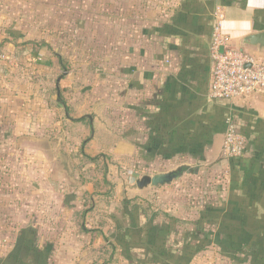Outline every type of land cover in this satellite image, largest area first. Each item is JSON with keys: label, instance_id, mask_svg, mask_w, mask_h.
I'll list each match as a JSON object with an SVG mask.
<instances>
[{"label": "rangeland", "instance_id": "obj_1", "mask_svg": "<svg viewBox=\"0 0 264 264\" xmlns=\"http://www.w3.org/2000/svg\"><path fill=\"white\" fill-rule=\"evenodd\" d=\"M233 1L238 2L0 0V24L5 30L22 34L20 37L26 38L34 50L48 46V78L41 75V81H34V88L45 95L48 104L56 107L55 102L65 100L69 111L78 108L75 118L86 115L93 121L87 130L66 125L65 110L57 106L56 117L41 121L48 127L26 130V136L36 140H23L15 126L0 127V264H89L93 260L89 236L78 233L71 223V207L81 206L88 199L85 191L94 190L87 186L76 192L71 174L61 173L56 161L57 154L64 151L74 165H79L80 151L86 148L89 154L108 153L111 158L108 180L116 190L115 196L106 203L104 196L96 194V209L87 222L95 234L102 230L115 243L116 264H202L203 252L212 246L223 252L234 246V253L239 254L235 256L237 264L250 258L255 264L264 260V219L251 214L255 207L250 203L264 199V184L257 189L236 190L248 182L256 184L252 175H248V182L236 177L232 185V179H227L229 173L224 174L216 162L208 168L203 162H191V168L197 171L194 176L158 186L162 189L158 192L150 187L136 195V180L146 169L150 176L159 171L169 173L180 170L184 160L154 161L141 155L136 162L115 152L119 113L115 78L123 63L121 58L124 68L129 67L127 54L145 27L174 22L185 31L203 33L210 21H216L223 4ZM56 55L62 56V61ZM61 88L71 89V94L66 91L58 96ZM12 130L15 136L9 137ZM247 146L246 142L245 152ZM143 150L146 147L141 148V154ZM150 161H154L152 165ZM89 168L96 171L97 167ZM98 175L101 177V173ZM86 177L90 180V175ZM230 185L235 186L234 191L226 188ZM227 193L224 203L230 202L228 212L222 211L224 204L218 205ZM196 213L201 215V231L191 224L190 218L194 222ZM205 215L225 217V221L211 223L208 219L202 224ZM205 225L216 226L221 231L220 239L203 233ZM228 229L231 237L222 233ZM212 262V258L204 260L206 264Z\"/></svg>", "mask_w": 264, "mask_h": 264}, {"label": "crops", "instance_id": "obj_2", "mask_svg": "<svg viewBox=\"0 0 264 264\" xmlns=\"http://www.w3.org/2000/svg\"><path fill=\"white\" fill-rule=\"evenodd\" d=\"M222 12L224 15L222 32L230 39L231 47L264 59V47L252 46L247 43L251 36L264 32V0H238V2L226 3L222 6ZM175 24L177 23L173 22V25L162 23L154 27H145L143 35L139 36L137 44L127 54V63L130 65L126 69L123 66L124 60L121 58L123 63H121L120 72L115 78L116 112H119L117 114L115 152L117 151L122 157L128 156L136 162H140L141 155L147 160L154 161L159 158L167 161L180 158L184 160L180 164L181 180L189 175L194 176L197 172L196 169L191 168L189 163L203 162L208 168L209 164L216 162L218 166L221 165L223 173H229L227 179L229 182L232 179V185H234L236 177H240V180H247V178L249 179L248 175H252L255 178L254 183L256 184L248 185L247 180V185L236 187L237 191L247 188L257 189L260 184H264L262 178L264 177V92L257 91L249 98L240 100H211L208 92L213 61L210 57L209 45L215 22L210 21L209 30L207 29L203 33L190 32L191 29L185 31ZM153 30L155 31L153 32ZM20 35L22 34L10 33L0 24V54L5 53L9 60V62H3L0 65V127L15 126L16 130L22 132L23 140H36L26 136V130H33L35 127L40 129L48 127L41 124V121L46 122L48 116L56 117V107L58 106L65 110L63 120L66 125L81 126L83 130H87V127L89 128L93 124L91 117L79 115L75 118L73 114L78 108L69 111V104H66L65 100L62 103L55 102L56 107L53 104L50 105L44 99L45 95L40 94L34 88V81L37 82L39 79L41 81V75L47 77L45 67L49 62L51 63L48 46L41 45L34 50L33 46L26 42V38H22ZM56 57L60 61L63 59L59 55ZM41 84L39 83V86ZM66 91L71 94V89L61 88L58 96H64ZM83 118L86 120L76 121ZM229 119L234 123L236 130L245 137L248 146L242 156L228 161L222 156V146ZM57 122L59 123V121ZM2 132L1 128L0 133ZM10 136H15L14 130L11 134L9 133ZM57 142L58 140L54 141V143ZM144 147L146 150H143L144 152L141 154V148ZM258 149L259 151H256ZM86 151L87 148L80 151L82 161L79 165H74L64 151L57 154L56 161L59 164V171L71 174V184L77 185L74 187L76 192L79 188L87 186H91L94 190L93 193L85 191V196L88 199L81 206L71 207V223L78 233L89 236V246L95 254L89 264H116L117 248L115 243L102 230L95 234L88 227L87 222L96 209L94 200L96 194L104 196L103 199L106 203L115 196L116 192L114 191L116 190L108 180L111 158L108 153L92 155ZM84 156L91 158L106 156L109 187L102 183V177L98 179L99 187L84 181L86 177L84 173L93 169L89 168L90 164L85 165L87 160ZM154 161H150L149 165H152L151 163ZM98 172L97 174H100V171ZM146 172L138 176L139 178L137 177L136 195H142L145 191H149L148 188L154 187L152 185L139 187V181L168 171L154 172L153 176ZM257 176L258 178H256ZM232 185L226 186V188L234 191L235 186ZM160 187L153 189L156 188L158 192L162 190ZM217 189L221 191L220 186ZM103 190L105 194H102ZM227 197L228 193L223 202L218 200L220 207L225 205L222 211L229 209V200L227 205L224 203L227 201ZM262 201H264L263 198L250 202L255 207V211L251 214L264 219ZM83 210H89L83 221L84 230L80 228V220L77 215ZM194 217L196 219L194 222L193 217L190 218L192 222H188H191L197 231H201V228L198 227L199 223L201 224V215L196 213ZM229 217L230 214L227 218ZM208 219L211 223L225 221V217L205 215L202 224L208 222ZM261 221L264 223V220ZM102 225L104 226V224ZM217 231L219 233L216 235ZM203 233L212 238L216 237V239H220L221 236V231L214 225H209V227L205 225ZM222 233L229 237L232 236L229 229ZM228 249L227 252H223L215 246L207 248L206 253L203 252L201 263L206 264L204 260L212 258V264H237L235 256H239V254L234 253V246ZM263 262L264 260L260 261V263ZM238 264L255 263H252L250 258Z\"/></svg>", "mask_w": 264, "mask_h": 264}, {"label": "built area", "instance_id": "obj_3", "mask_svg": "<svg viewBox=\"0 0 264 264\" xmlns=\"http://www.w3.org/2000/svg\"><path fill=\"white\" fill-rule=\"evenodd\" d=\"M224 15L217 13L209 45L213 70L208 96L211 100H240L249 98L257 91L264 92V59L246 51L234 49L230 39L222 32ZM9 62L5 53L0 54V65ZM222 156L233 159L244 154L245 137L237 132L229 119L226 124Z\"/></svg>", "mask_w": 264, "mask_h": 264}, {"label": "trees", "instance_id": "obj_4", "mask_svg": "<svg viewBox=\"0 0 264 264\" xmlns=\"http://www.w3.org/2000/svg\"><path fill=\"white\" fill-rule=\"evenodd\" d=\"M62 102L63 101L61 100L60 103H62ZM83 120H86V119L83 118L81 120H76V121H83ZM84 157H85V160H87L85 165L90 164V165H95L97 167L96 168V171H95V169H93V170H88L86 173H84L85 176L86 175L87 176L90 175V180H87V177H85V178L83 177L84 178V181L85 182H89V183H93V185H95V187H99L100 181L98 180L99 179V175L97 173H99L98 171H100L101 177H102L101 178L102 183L104 185H106L107 187H109L110 184H109V182L107 180L108 166H107L106 156H101V157H96V158H91L89 156H84ZM88 213H89V210H83V211L77 213V215L79 216V220H80L79 225H80V228L82 230L85 229V226L83 224V221H84V219H85V217H86V215Z\"/></svg>", "mask_w": 264, "mask_h": 264}, {"label": "water", "instance_id": "obj_5", "mask_svg": "<svg viewBox=\"0 0 264 264\" xmlns=\"http://www.w3.org/2000/svg\"><path fill=\"white\" fill-rule=\"evenodd\" d=\"M247 43L252 46L264 47V32L251 36ZM181 175H182V169L169 173L158 174L153 176L152 178L146 177L138 182V186L139 187H144L148 185H152L154 187L163 186L172 183L174 180L179 179Z\"/></svg>", "mask_w": 264, "mask_h": 264}]
</instances>
